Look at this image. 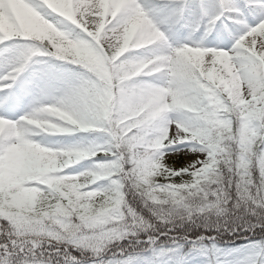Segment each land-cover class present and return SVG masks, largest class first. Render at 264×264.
I'll list each match as a JSON object with an SVG mask.
<instances>
[{
  "label": "snow or ice",
  "instance_id": "1",
  "mask_svg": "<svg viewBox=\"0 0 264 264\" xmlns=\"http://www.w3.org/2000/svg\"><path fill=\"white\" fill-rule=\"evenodd\" d=\"M0 264H264V0H0Z\"/></svg>",
  "mask_w": 264,
  "mask_h": 264
}]
</instances>
